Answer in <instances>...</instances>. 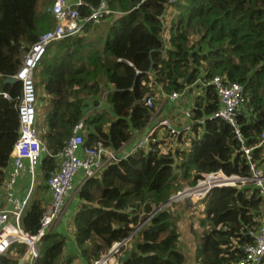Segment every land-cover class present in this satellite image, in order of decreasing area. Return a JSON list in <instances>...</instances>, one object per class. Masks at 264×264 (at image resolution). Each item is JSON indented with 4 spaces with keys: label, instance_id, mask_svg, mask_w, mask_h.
Masks as SVG:
<instances>
[{
    "label": "trees",
    "instance_id": "obj_1",
    "mask_svg": "<svg viewBox=\"0 0 264 264\" xmlns=\"http://www.w3.org/2000/svg\"><path fill=\"white\" fill-rule=\"evenodd\" d=\"M54 1L0 0V92L9 96L0 94V194L18 137L21 95L20 82L5 80L54 26ZM79 2L81 31L51 43L33 71L35 125L46 150L38 166L44 184L79 123L82 147L100 141L118 151L148 127L157 97L177 92L193 96L189 130L175 136L178 147L167 149L151 135L144 149L107 163L98 177L87 179L69 228L76 255L64 254L66 235L47 232L34 264H93L127 238L133 249L121 244L119 254H112L117 264H186L178 230L184 217L172 204L162 206L208 173L250 176L233 127L210 119L221 107L208 84L214 77L241 86L236 122L245 147L252 149V162L264 169V0H108L116 14L97 25L87 18L100 0ZM147 97L154 98L151 108ZM37 102L50 105L45 115L38 113ZM237 185L213 187L195 204L201 205L198 225L204 227L199 236L189 228L197 239L195 264H237L244 247L253 244L251 233L259 227L264 197L252 183ZM42 212V200L30 196L22 229L36 233ZM24 249L12 246L0 255V264H18Z\"/></svg>",
    "mask_w": 264,
    "mask_h": 264
},
{
    "label": "built area",
    "instance_id": "obj_2",
    "mask_svg": "<svg viewBox=\"0 0 264 264\" xmlns=\"http://www.w3.org/2000/svg\"><path fill=\"white\" fill-rule=\"evenodd\" d=\"M108 0H100L97 7L91 10L87 20L92 25L100 24L102 19L116 12L107 6ZM169 3L175 0H168ZM79 0L68 3L67 0H55L50 10L54 19V26L42 33L36 42L26 51L22 58V64L14 78L21 83V95L17 98L16 110L19 121L18 137L11 151V167L7 172V179L3 187V201L6 207L0 208V255H4L14 246L22 244L25 249L18 257V264H34L39 256L38 244L42 237L48 232L51 225L60 217L63 211L64 199L72 189L73 181L77 172L81 171L85 180L95 177L107 164L116 162L119 158L134 154L146 147L152 131L149 129L125 156H119L117 151L105 148L97 141L90 146L82 147L83 137L81 134L82 124L74 127L72 135L68 138L62 150L58 154L59 166L51 171L46 184L51 194L50 202L43 206L39 227L34 234L24 231L21 227V217L28 205L32 192V184L35 177V170L45 154V147L40 142L36 128V91L33 81V71L39 64L46 48L54 42H58L67 36L77 34L82 28V18L77 6ZM219 99V107L210 117L220 118L227 121L233 127L237 141L241 145L248 163L250 176L241 178L236 175L226 176L221 171L211 172L198 180L193 187H185L178 192L175 200L179 198H190L196 202L203 199L213 187L236 186L238 187L252 183L259 189L264 197V176L251 159V150L245 147V139L240 132L236 122V113L241 104L242 88L238 84L224 85L222 80L214 77L210 82ZM4 98H9L6 92H0ZM180 97L177 92L171 94L162 93L157 97L159 107L169 101ZM153 97H147L145 104L152 107ZM189 115V114H188ZM203 121H200L202 123ZM158 126L166 128L171 137L177 136L181 131L188 132V127L183 130L176 129L168 124L166 119L159 121ZM261 142H264V134L261 135ZM30 175V187L27 195L19 198L15 194V187L22 172ZM253 244L245 246V255L237 264H263L264 261V208L261 211L260 223L255 233H251ZM120 244L115 243L107 257L94 261L93 264H106L111 253L117 252ZM18 256V255H17Z\"/></svg>",
    "mask_w": 264,
    "mask_h": 264
},
{
    "label": "crops",
    "instance_id": "obj_3",
    "mask_svg": "<svg viewBox=\"0 0 264 264\" xmlns=\"http://www.w3.org/2000/svg\"><path fill=\"white\" fill-rule=\"evenodd\" d=\"M67 1L70 4L76 2V0H67ZM192 98L193 96L190 94L184 95L183 97L180 95V97L177 98L176 100L169 101L166 104H164L162 109H160L162 119H166L169 122L172 115H177L175 116V118L185 119L186 126L184 127H188L189 126L188 120L190 119L188 114L190 112V108L192 105ZM171 105H174V107H178V106L179 107L176 108V110L167 111V107L168 109L173 107ZM156 120L158 121L159 119L157 118ZM151 126H152V123L150 121L148 127H146V129L143 132L136 133L128 143H126L122 148H120L117 151L118 155L125 156L130 151V149L133 147V145L139 140V138H141L144 134L147 133V131L149 130V127ZM43 156L44 155H42L41 158H43ZM30 182H31L30 175L26 171L22 172V174L18 178L16 187H15V194L17 197L23 198L27 195V192L30 187ZM85 182L86 180H85V177L83 176V173L81 171L77 172L76 177L73 181L72 189L65 196L62 214L47 230L49 233L57 231L68 237V244H67L68 247L65 249L64 254L76 255L77 253V252H74L75 248L72 242V237L71 235H69L70 231H68L67 229V220L65 219V215L67 214L71 218L73 211L77 210L78 204L80 202L79 199L77 198L78 191ZM45 186L46 185L44 184L42 173L40 171V167H38L35 171V177L33 180L32 192L30 196H32V199L38 198L42 200L43 206L47 205L51 200L50 191L47 188V186L46 187ZM2 195H3V191H2V194H0V208L6 207L4 204Z\"/></svg>",
    "mask_w": 264,
    "mask_h": 264
},
{
    "label": "rangeland",
    "instance_id": "obj_4",
    "mask_svg": "<svg viewBox=\"0 0 264 264\" xmlns=\"http://www.w3.org/2000/svg\"><path fill=\"white\" fill-rule=\"evenodd\" d=\"M39 7H41V1H39L37 4V10H39ZM100 34L104 39L105 30H101ZM37 106H38V113L41 116L45 115L47 111H49L50 109V105L47 103L45 104L41 103V105H39V103L37 102ZM171 106L173 107H171L170 109H168L167 107V111L176 110V108L179 107V106L174 107V105H171ZM162 107H159L158 104L156 106V113L154 114V117L151 120L152 126L149 127V129L152 131L151 135L155 136L156 139L163 140V142H165V149L178 147L179 145L177 144L176 140H174L175 137L166 135L167 129L162 128L161 126H158L159 121L162 120L161 112H160V109H162ZM175 116L177 115L171 116L168 124L181 131L183 130L182 128L186 126V121L185 119H176ZM157 118L159 119L158 121L156 120ZM180 146L183 147L184 144H180ZM258 170L264 176V169L259 168ZM95 177H98V174ZM196 203L197 202L192 201L190 198H179L177 199L176 202H170L169 204L166 205L168 206L172 204L173 205L172 208L177 210L179 216L182 218L184 217L183 220H180L179 222L178 230L180 232L181 249L185 252V255L187 258L186 264H195L194 263L195 262L194 261V247L197 241V239L193 237L192 231L189 228L192 226V230H194L198 236L200 235V231L204 230V227H202L200 224L198 225V221H200L198 219L201 217V214H200L201 205H195ZM75 213H76V210L73 211L71 218L67 214L65 215V219L67 220L68 231H69V228L71 229V222H72V219ZM202 217H203V214H202ZM128 239L129 238L125 239L121 244L126 246L128 249H133V245H131ZM112 254L118 255L119 253L117 252L111 253V255H109V259L106 262V264H117V261L115 258L116 255L113 256Z\"/></svg>",
    "mask_w": 264,
    "mask_h": 264
},
{
    "label": "water",
    "instance_id": "obj_5",
    "mask_svg": "<svg viewBox=\"0 0 264 264\" xmlns=\"http://www.w3.org/2000/svg\"><path fill=\"white\" fill-rule=\"evenodd\" d=\"M187 77H188V76H187ZM187 77L184 78L183 83L186 81ZM5 81L8 82V83H14V82H16V80H15L14 78H8V79H6ZM171 200H173V198H170V199L168 200V202L165 203L162 207H164V206H166L167 204H169V203L171 202Z\"/></svg>",
    "mask_w": 264,
    "mask_h": 264
},
{
    "label": "clouds",
    "instance_id": "obj_6",
    "mask_svg": "<svg viewBox=\"0 0 264 264\" xmlns=\"http://www.w3.org/2000/svg\"><path fill=\"white\" fill-rule=\"evenodd\" d=\"M146 134H147V133H146ZM144 135H145V134H144ZM139 139H140V138H139ZM136 143H137V142H136ZM136 143H135V144H136ZM183 189H184V188H183ZM183 189H182V190H183ZM182 190H181V191H182ZM179 192H180V191H179ZM177 193H178V192H177ZM177 193L171 197V198H173V200H171V202H176V201H177V200H175V197H176ZM196 202H197V201H196Z\"/></svg>",
    "mask_w": 264,
    "mask_h": 264
}]
</instances>
